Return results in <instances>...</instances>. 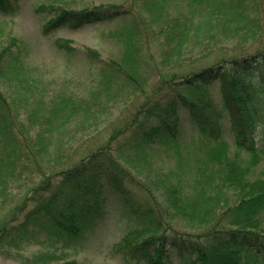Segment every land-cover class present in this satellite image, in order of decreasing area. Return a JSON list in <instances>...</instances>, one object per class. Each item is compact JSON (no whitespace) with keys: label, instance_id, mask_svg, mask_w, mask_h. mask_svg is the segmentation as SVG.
<instances>
[{"label":"trees","instance_id":"trees-1","mask_svg":"<svg viewBox=\"0 0 264 264\" xmlns=\"http://www.w3.org/2000/svg\"><path fill=\"white\" fill-rule=\"evenodd\" d=\"M19 1L0 0V13L14 14ZM144 6L149 21L122 5L88 11L59 9L55 14L52 10L56 9L52 7H40L41 11L51 14L44 32L63 28L77 30L117 19L127 24L120 32L110 35L121 44L117 59L103 60L95 51H84L87 58L99 64L103 62L105 67L98 74L99 95L95 97L97 93H92L88 98L95 97L94 102L81 97L73 101L70 95L56 103L38 99V109L46 113L33 111L27 118L26 128L34 131L36 146L25 140L18 141L16 130L21 139L24 130L17 128L16 114L8 111L9 105L0 93V195L4 194L15 169L28 167L20 163H31L39 171L37 175L41 174L39 184L31 189L34 208L24 214L19 224L0 228V247L18 248L41 233L48 240L55 239L51 244L63 236L71 242L79 241L78 238L92 232L105 219L107 211L100 199L106 193H114L124 202L123 215H134L145 228L153 224L160 230V237L146 238L134 246L114 245L113 250L121 256L123 264H174L172 256L180 264H242L243 257H251L254 264H264V175L255 176L253 172L264 159V47L247 57L229 59V53L208 67L190 70L183 80L175 81L173 76L162 79L157 89L159 93L160 90L168 92L161 98L169 97L170 93L169 100L161 102L157 95L151 96L153 92L138 107L131 125L111 136L101 147L94 148L85 158L75 162L66 160L61 163L65 167L57 171L55 164H44L51 134L75 113L99 108V97L103 104L111 103L122 92L121 86L146 93L152 73L149 70L151 74H145L141 67H147L143 61L149 58L145 57H152L150 35L156 43L158 37L162 41L161 49L169 53L168 57H160V63L167 67L186 53L198 31L209 32L211 39L237 37L246 41L264 34V15L259 14L263 12V0H146ZM11 41L15 43L14 39ZM55 46L67 55L76 52L66 40L57 39ZM9 50L10 47L2 50L0 62ZM4 64L0 66L2 71L18 72L14 60L8 58ZM118 81L123 84L112 90ZM214 81L221 85V101L235 132L234 147L239 154L233 157L229 156L228 146L221 143L222 127L214 121L218 115L188 100L204 84ZM180 104L185 106L189 120L206 142L222 144V148L206 153V162L193 182L184 180L182 185L183 179L173 180L164 189L170 191L168 196L161 195L160 208L158 203L151 206L149 199L136 203L133 194L145 190L118 163L114 154L125 147L139 154L152 143L174 147L179 136L180 119L176 110ZM134 126L136 131L130 140L124 134ZM163 215L169 222L182 219L199 233L172 229L164 223L168 222Z\"/></svg>","mask_w":264,"mask_h":264},{"label":"rangeland","instance_id":"rangeland-1","mask_svg":"<svg viewBox=\"0 0 264 264\" xmlns=\"http://www.w3.org/2000/svg\"><path fill=\"white\" fill-rule=\"evenodd\" d=\"M145 1L20 0L18 10L14 14L0 13V54L3 49L10 47L9 52L4 55V60H1L0 66L5 65L4 62L8 58L18 64L14 66L18 72L10 70L9 72L5 68L3 71L0 69V93L9 105L8 111L16 114L17 128L22 127L24 130L23 139L16 130L18 141L25 140L27 143H35L36 146L34 131H27L26 128L28 127L27 118L33 111H43V114L46 111L38 109V99H43L46 103L49 101L56 103L61 98L70 95L74 97L73 101L76 99L79 101L81 97L89 103L94 102L95 97L99 95L98 74L105 67L103 62L99 64L87 58L84 51H95L103 60L117 59L121 44L118 38L110 35L120 32L127 24L125 20L117 19L113 22L89 25L77 30L63 28L44 32V25L51 14L41 11L40 7L44 9L52 7L56 9L52 10L55 14L60 11L59 9L88 11L97 7L122 5L136 12L142 20L149 21L144 6ZM262 11L259 14L264 15V6ZM153 29L155 30L156 27ZM208 33L202 30L193 35L186 53L180 56L177 63L167 67H163L160 63V57L164 58L167 55L166 51L161 49L162 41L157 37L156 43L150 35L149 50L152 52V57H145V59L149 58L143 61L147 67H141V71L145 74L146 72L149 75L152 73V78L148 80L145 88L146 93L132 92L130 88L121 86L122 81L115 83L112 90L121 86L122 92L114 101L103 104L99 97V101L96 99L99 102L97 103L99 108L93 111H79L77 115L75 113L51 134L48 155L44 164L50 166L55 164L57 171L65 167L66 164L61 165V163H66V160L75 162L85 158L88 153L95 151L94 148L101 147L111 136L131 125L134 116H137L138 107L153 92L151 96L157 95L156 98H159V101L169 100L170 93L169 97H164V99L161 98L162 95H167L168 92L161 90L160 93L158 92L157 88L162 79L173 76L175 81L183 80L184 76L191 72L190 70L198 71L208 67L220 58H225L229 53L230 55L227 56L229 59L247 57L264 47V34L253 41H246L237 37L225 40L216 36L211 39L208 38ZM262 33H264V28ZM12 39L15 40L16 46L11 41ZM57 39L66 40L76 52L70 55L59 52L55 46ZM168 56L169 53L166 57ZM92 93L97 94L93 100H90L88 98ZM221 96V85L218 81H214L204 84L188 100L202 105L205 111H213L218 115L214 121L222 127L221 143L228 146L229 156L233 157L239 154V151L234 147L235 132L231 127L226 109L223 107ZM176 111L180 126L177 144L172 143L175 144L174 147L167 148L152 143L144 147L139 154H135L134 150L129 147L114 154L119 159L118 163L130 172L132 178L140 181L145 190L141 193L136 191L133 194L136 203L139 201L138 203L141 204L149 199L151 206H157L158 203L160 208L161 195L163 194L165 198L168 196L170 191L164 189L168 188L167 186L172 184L173 180L183 179V182L180 180L182 185L184 180L193 182L199 175L200 167L206 162V153L222 148V144L206 142L203 135L189 120L184 105L180 104ZM138 120L141 121V117ZM134 130L135 126L128 129L124 135L131 140L136 131ZM20 164L28 165V167L16 168L4 194L0 195V228L5 225L19 224L24 214L35 206V201L32 202L31 189L39 184L41 174L37 175L39 171L31 163L22 162ZM42 169L46 174L44 167ZM253 172L255 176L264 175V159L254 168ZM78 193L81 194V190ZM28 199L31 201L27 202ZM100 201L107 211L105 219L99 222L98 227H95L92 232L78 238L79 241L71 242L63 236L59 242L51 244L55 239L48 240V236L41 233L35 239L20 244L18 248L0 247V264H123L121 256L113 250L114 245L122 243L134 246L146 238L160 237V230L153 224L145 228L134 215H123L124 202L117 194L106 193ZM158 214L160 215V209ZM14 219L16 221L11 222ZM163 219L168 222L163 221L167 226L170 225L177 231L190 234L199 233L195 228H189L182 219L169 222L164 215ZM172 258L174 264H180L175 256ZM242 264H254V259L243 257Z\"/></svg>","mask_w":264,"mask_h":264}]
</instances>
